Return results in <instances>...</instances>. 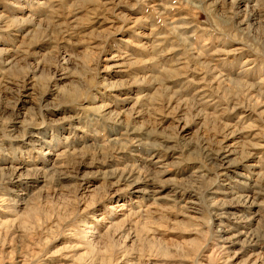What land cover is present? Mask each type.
Instances as JSON below:
<instances>
[{"label": "rangeland", "instance_id": "374dc122", "mask_svg": "<svg viewBox=\"0 0 264 264\" xmlns=\"http://www.w3.org/2000/svg\"><path fill=\"white\" fill-rule=\"evenodd\" d=\"M9 255L264 264V0H0Z\"/></svg>", "mask_w": 264, "mask_h": 264}, {"label": "bare ground", "instance_id": "6f19581e", "mask_svg": "<svg viewBox=\"0 0 264 264\" xmlns=\"http://www.w3.org/2000/svg\"><path fill=\"white\" fill-rule=\"evenodd\" d=\"M104 110V109H103ZM225 146V145H224ZM227 148V147H226ZM225 148V149H226ZM230 148V147H229ZM228 148V149H229ZM220 150V149H219ZM220 154L218 155V158L219 159H221V166L224 164V159L225 158H227L229 155H230V152L228 151V150H224V151H221V152H219ZM16 170V169H15ZM263 177V176H262ZM248 178V177H247ZM254 178V177H253ZM251 179V178H250ZM251 182V181H250ZM247 183V182H246ZM254 183V182H253ZM257 183V182H256ZM252 188V187H251ZM252 190V189H251ZM256 191V190H255ZM246 195V194H245ZM249 197V196H248ZM251 197V196H250ZM253 197V196H252ZM245 198V197H244ZM248 199V198H247ZM251 200V199H250ZM246 202V201H245ZM257 203V202H256ZM247 204V203H246ZM256 205V204H255ZM248 206V205H247ZM251 207V206H250ZM90 232H92V231H89V232H87V233H90ZM92 237L94 236V235H92V234H90ZM240 235H242V233L241 232H238L237 231V233L236 234H234V235H232V237H231V239L233 238V239H238L239 238V236ZM249 238H250V236H249ZM248 238V239H249ZM253 238H255V237H253ZM230 244H232V241H229V244H227V245H224V244H221V249L223 250V251H225L224 253H227V252H229V249H230ZM254 253V252H253ZM9 260H8V262H7V264H12V262H11V256L9 255ZM233 260V258L231 257V258H229V262H231ZM227 261V262H228Z\"/></svg>", "mask_w": 264, "mask_h": 264}]
</instances>
